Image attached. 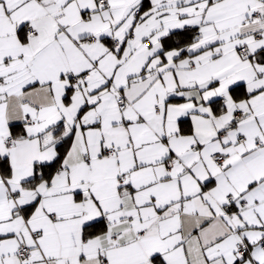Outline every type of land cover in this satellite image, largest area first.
Here are the masks:
<instances>
[{
    "label": "snow or ice",
    "instance_id": "6c2138e0",
    "mask_svg": "<svg viewBox=\"0 0 264 264\" xmlns=\"http://www.w3.org/2000/svg\"><path fill=\"white\" fill-rule=\"evenodd\" d=\"M0 264H264V0H0Z\"/></svg>",
    "mask_w": 264,
    "mask_h": 264
}]
</instances>
